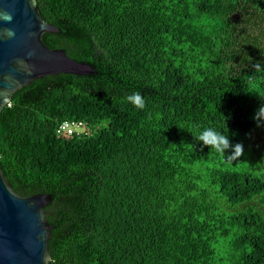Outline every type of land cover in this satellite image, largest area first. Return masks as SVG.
I'll return each mask as SVG.
<instances>
[{
  "label": "trees",
  "instance_id": "obj_1",
  "mask_svg": "<svg viewBox=\"0 0 264 264\" xmlns=\"http://www.w3.org/2000/svg\"><path fill=\"white\" fill-rule=\"evenodd\" d=\"M35 2L59 31L43 44L95 70L36 78L0 110L8 185L51 196L53 264H264V175L246 162L264 157L246 144L264 140V0ZM208 127L244 154L197 140Z\"/></svg>",
  "mask_w": 264,
  "mask_h": 264
},
{
  "label": "water",
  "instance_id": "obj_2",
  "mask_svg": "<svg viewBox=\"0 0 264 264\" xmlns=\"http://www.w3.org/2000/svg\"><path fill=\"white\" fill-rule=\"evenodd\" d=\"M0 10L11 12L9 23L0 19V30L13 28L12 39L0 37V110L14 92L36 78L58 73L92 74L86 63L68 56L62 48H48L42 34L58 33L39 14L35 0H0ZM50 194L21 196L8 185L0 169V264H44L52 226L44 207Z\"/></svg>",
  "mask_w": 264,
  "mask_h": 264
},
{
  "label": "clouds",
  "instance_id": "obj_3",
  "mask_svg": "<svg viewBox=\"0 0 264 264\" xmlns=\"http://www.w3.org/2000/svg\"><path fill=\"white\" fill-rule=\"evenodd\" d=\"M0 19L11 22L13 20V14L0 10ZM6 36L12 39L16 36V32L13 28H7L0 30V37ZM255 71L259 72L264 70V67L260 63L253 65ZM127 103H130L138 110H143L146 107V101L141 93L135 92L125 97ZM264 100V98H261ZM254 121L257 127H264V103H262L254 113ZM197 140L202 141L204 145L208 146L209 149L214 150L220 156L229 159H237L244 154V146L242 143L233 144L229 139V135L217 131L212 127H208L199 132L195 137ZM230 150V154H229ZM44 264H53L52 260L48 256L42 257Z\"/></svg>",
  "mask_w": 264,
  "mask_h": 264
},
{
  "label": "rangeland",
  "instance_id": "obj_4",
  "mask_svg": "<svg viewBox=\"0 0 264 264\" xmlns=\"http://www.w3.org/2000/svg\"><path fill=\"white\" fill-rule=\"evenodd\" d=\"M100 127V125L98 126ZM85 128L89 131L90 127L89 126H85ZM247 147L250 150H253V148L256 147V149L261 152L264 153V140H260V139H254V140H249L247 143ZM251 159H255V166L253 171L258 172V173H262L264 175V157L263 158H259L255 155H250L247 154V160L246 162H248Z\"/></svg>",
  "mask_w": 264,
  "mask_h": 264
},
{
  "label": "built area",
  "instance_id": "obj_5",
  "mask_svg": "<svg viewBox=\"0 0 264 264\" xmlns=\"http://www.w3.org/2000/svg\"><path fill=\"white\" fill-rule=\"evenodd\" d=\"M56 132L63 135L86 134L89 131L85 128V124L82 121L74 120H62L56 129Z\"/></svg>",
  "mask_w": 264,
  "mask_h": 264
}]
</instances>
